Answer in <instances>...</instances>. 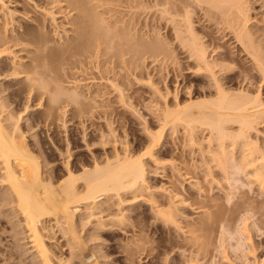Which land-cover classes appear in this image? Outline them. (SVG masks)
<instances>
[{"label":"bare ground","instance_id":"bare-ground-1","mask_svg":"<svg viewBox=\"0 0 264 264\" xmlns=\"http://www.w3.org/2000/svg\"><path fill=\"white\" fill-rule=\"evenodd\" d=\"M30 1L31 0H29V3H33ZM243 1L244 0L177 1L178 47L187 53V57L192 64L188 72L207 77L209 81L208 84L213 86H210L212 89L214 88V95H212V92L209 94L208 92L206 93V89L203 91L202 88V91L200 90L199 93L197 92L198 96L199 94L202 95L201 97L196 98V96L192 95L189 91V101L185 103H180L178 101L177 104H174V107H168V105H165V107L163 106V110L160 109L162 112H157L162 115H160V118L162 117L163 123L157 129L145 128V133L147 135L145 136L148 137L149 143L147 144L146 142L147 145L141 148L142 150L139 148L141 151L128 149L125 147L126 145H124V143V146L120 145L123 148L120 147V149H116L114 146L115 148L112 152L108 155L105 154L103 158H101L99 154L100 157L92 153L93 155L91 154V158L87 157L88 159L90 158L89 160L86 159V157L82 158V155H78L80 159L77 158L75 160L76 156L74 161H71L70 151L73 147L78 146L77 142L79 141L76 140L75 137V140L72 139L71 135V139L69 140L68 135V137H64L67 139H65L67 142L65 141L66 145L64 147L63 144L65 143H60L62 141L60 139L59 141V137L54 135V128L63 127L61 128V130H63L69 125H67L66 122L72 117V112L70 111L71 109L69 110L71 113L68 112L67 106H70L68 102L73 104L75 102V104H77L83 95L80 90L78 91L79 93H77V89L76 91H71L74 87L70 89L64 86L67 80H62V78L57 77L58 75L55 76L56 67L59 66L58 68L60 71L63 69L67 71V69L71 67H79L80 69V67L85 68L86 65L82 66L84 62H88L89 64L91 63V65L89 66L88 64L86 67L92 69L93 67L91 66H93V62L95 66L98 67V55L102 53L103 56L104 54H109L110 57H116L120 61H123L121 60V46L127 45L126 48L132 49L130 47L132 42H128L129 38L127 37L129 33L126 32L128 35H120V33L115 31L112 27L103 25L102 18L99 17L97 14L98 11L95 10L96 7H98L97 5H100L95 4L97 0L93 3L92 0H47L45 4L49 6L41 5V7H37V4H32L34 5L32 9H26L28 6H25L23 12L5 7V1L0 0V215L3 214L2 216L6 217L7 222L10 221V218L7 217L9 215L14 217V219L15 217L17 218L16 222H12L13 225L10 227L12 232L10 237H8L14 238L15 230L13 231L12 228L16 226L21 228V232H25L26 235L24 237H26L28 242V246L26 245L25 249L28 247L31 249L30 251H25H28L26 255H29V252H31L32 264H100L102 260L100 262L98 257L104 256V254L101 255V249H99L100 256L94 251L96 247H100L98 246L99 244L90 247L88 246L89 243H87V240L89 241V239L94 238L93 240L95 243H100V241H98L99 239H97L100 235L110 234L111 236V232L114 230H121V232L126 233L130 231L131 234H128L129 236L126 237L128 238L126 240H129L127 244L133 243L136 250H138L140 247L144 246V242H147L146 240L148 237L142 235L143 230H146V228L142 226L147 225L149 222L148 219H151L152 229L150 227L147 228L152 231L154 230L153 232L159 230L158 237L153 240H156L157 243L159 245L161 244L163 247L166 246L165 244L171 247L169 245L172 244L173 249L172 247L169 249L167 247L166 251L172 249L171 253L168 251L170 255L167 257L175 256L178 253L177 264H236L228 252L223 248H218L217 250L215 246L217 240L219 241L217 244H219L220 247L224 245V233L228 234L230 239L235 240V243L232 245L237 243V245L233 247L234 252L239 250L244 244H246L245 250L249 252H264V246H262L263 240L260 239L255 242L253 238L254 226L256 227L258 224V226H260L259 229H264V226L259 225L264 223V215L259 214V209H264V143L259 142V137L257 136V134L260 133L258 126L264 120V100L261 98L263 95H261L262 93L260 94L258 90L257 92L255 91V93H249L242 91L241 88L239 91L237 90V92H229V89L227 91L224 86L225 82L221 81L224 77L219 78V74L223 73L226 69L224 61L230 56L228 57V52L226 51H218L219 49L214 50L213 48L209 49L208 47L210 45L208 44V46L205 44L206 41H203L204 39L202 38L204 35L202 36L199 31H196V25H193L196 21L194 22V19H192L195 17L194 15H196V12H198L193 10L194 6H198L202 11L204 9L206 13H211L212 10L208 12L209 9L216 8L219 12H217V10H215L216 12L213 11L215 15H219L218 13H220L221 16H230L231 24L233 25L232 20L236 23L235 30H233L236 36L234 37L238 39L240 46L242 45L240 48L246 51L245 54H248L255 61L254 63L257 64H254L256 66L255 68L257 69L258 66L257 71L261 74L264 82V48L257 40V37H255L256 34L254 35V30L251 32V28H249L251 24L249 26L247 24L251 19L249 16H252L248 15L250 12H248V9L250 10L251 6L247 8V6H244L247 4H244ZM241 2L243 5H241ZM173 5L172 3L171 6L174 8L173 11H175L176 4L174 5L175 7ZM67 7L74 11L70 13ZM164 11L168 12V10L165 9ZM193 11L195 14L192 17ZM67 13L71 15L68 16ZM249 14H251V12ZM17 15L25 19L24 24L20 23L18 19L16 20V17H18ZM59 17L60 19L58 20ZM221 18L223 17H220V19ZM261 18L260 21L259 19L256 21L261 23ZM223 19L226 20V18ZM196 20L198 21V19ZM225 20H223V22H225ZM262 20H264V17ZM228 22L230 24V21ZM256 23L254 22L255 27ZM263 23L262 21V24ZM231 24L228 27L231 28ZM260 27L259 29L261 30ZM230 28L228 29L231 30V34L233 33V28ZM197 32L201 34L202 37ZM132 39L134 38L132 37ZM145 46L147 45L143 44L141 47ZM141 49L142 48H140V50ZM243 49L241 50L243 51ZM134 50L137 51V48L132 50L133 53L136 52ZM140 50H138V52ZM129 51L131 52V50ZM130 52L128 54L132 55L133 53L131 54ZM133 58L131 59L133 60ZM232 58L233 57H231V59ZM117 59L111 60L113 62V60ZM95 60H97L96 63ZM111 60H109L110 63ZM100 62L102 64V61ZM54 64L58 65L55 67L56 69H54ZM119 66L117 69H119ZM127 66L125 68H127ZM116 67H111L110 71H114ZM103 68L101 70H103ZM120 68L122 69V67ZM127 69L125 70L127 71ZM103 71L107 73L109 70L105 68ZM101 73L103 72L101 71ZM70 75L72 76V74ZM78 75L77 77L81 76ZM68 76L69 75L66 77L69 78ZM75 76H72L74 80ZM101 76L104 75L101 74ZM124 77L123 79H125ZM78 79L79 78H77V81ZM81 80L83 81L81 78L78 82L75 81L77 84H80ZM61 81L64 83H61ZM229 81L228 79L226 83ZM69 82H71L69 85H75L74 82L72 83V80ZM200 82L201 85H198L199 88L203 85L201 80ZM109 83L113 86L119 85V83H113L112 81ZM77 84L75 86H81ZM104 85L107 86L106 84ZM90 86H86L87 88L83 86L87 90H82L86 93V95L83 93L85 96L84 98H88L90 101L87 106L90 105L91 108L94 109L95 107L93 108L92 105L96 103L100 94L99 92L91 91L93 89L90 90ZM151 87L152 89H157L159 93L161 92L159 88H155V85ZM152 92L156 91L152 90ZM100 93H102V91ZM119 96H123V94L119 92ZM160 96H162V94H160ZM208 96L210 97L208 98ZM162 97H166V94ZM90 106L88 108H90ZM71 108L73 109V107ZM75 109L79 110L78 108ZM90 110L88 109L86 111ZM72 111L75 115L76 111L74 109ZM91 112L93 111L91 110ZM25 115H27V117ZM24 116L26 118L23 119ZM67 116H69L68 119ZM85 116L83 115V118ZM74 119L76 120V118ZM79 119H81V117ZM76 122L75 125L77 127L80 122L78 125ZM180 122L184 124V134L186 135L185 138H187L185 142L186 145L184 144L183 146H187V141L189 145L193 146L195 143V146H197V143L201 141L197 139L196 136V131L199 129H195L196 131L194 130L195 126L197 127V122L203 124L202 128L205 127L204 130L207 129V132L205 131L206 138L204 139L206 143L204 142L205 145L202 147L199 146L201 145L199 144L198 146L200 149L198 151L200 154L199 160L202 162L201 164L205 166H201L200 164L202 168L204 167V178L210 177L207 179L210 183L209 187L211 185L218 187V184L221 183L220 179L211 172L213 171L211 170L213 164H209L211 160L214 162V168L216 165L219 167L218 169L225 174H223L224 176L228 175L226 177L228 180L230 179L232 181L231 186L233 188H238L241 183V185L248 186V191H257L254 196H249L248 191H244V198H242L241 201L238 200V204H236L240 209H238V207H236L237 210H230L227 208L223 211L222 207L224 203L222 204V202L218 201V195H212L210 197L203 196V198H200L201 193H203L201 190L199 191V189H201L200 187L199 189L197 187L198 190L194 192L185 189L180 179L190 184L192 180H196V178H194L195 174L196 176L200 175L196 172L191 175L188 172H180L178 174V170L174 173L173 169L175 167H173L171 170L173 171L172 173L175 174V180L169 181V185L163 186V184H161V186L156 187L153 183L151 184L147 176L150 169L148 168L149 171H147V167L145 166L147 162L145 163L146 160L144 161V159L148 158L150 162L152 161L159 167L164 165V159L157 157V154L155 155V151L153 152V150L161 146L162 139H164L163 133L166 132L164 131L165 127H174V124H179ZM231 125L236 127L234 131L233 127L231 130ZM202 128L200 127L201 130ZM61 130L60 134L63 133ZM111 130L110 136L113 139L117 138L113 133V129ZM44 131L45 136L43 133ZM102 131L104 132V130ZM102 131H99V133H102ZM253 132L259 133L255 134L256 137L253 136L252 138L251 134ZM108 133L106 135H108ZM112 133L115 137L112 136ZM63 136L61 135L62 138ZM108 138L105 137L104 134L94 133V130H92L88 137L86 135L84 145H86V147L89 145L91 146L94 140H98L97 142H99L100 145L104 144L106 146ZM117 139H115V143H113L114 141L112 139L113 142H110L113 145L118 143L121 144L122 140L119 139L120 141L116 143ZM81 140L84 141V139ZM211 143L215 144L214 148H211ZM190 148L192 147L190 146ZM64 153L67 154H65L66 157H63ZM57 157H61V160L63 159V164H61V162L60 164L57 163V161H59H56ZM217 167L215 169H217ZM197 168H199V166H197ZM239 173L245 176L246 182H240V178L238 177ZM195 184L193 185L195 186ZM211 187L213 188V186ZM189 188L193 190L192 186ZM195 188L196 187H194V190H196ZM218 188L221 190V187ZM225 196L224 200L227 199L229 202L231 199L230 194L226 192ZM227 201L225 202L227 203ZM142 202L148 206L147 212H144L146 206H144L145 208L142 207L143 210H139L140 208L138 205ZM135 206L139 209H135ZM204 206L210 207L211 210L208 209L210 211H206L205 209L201 212L199 208H205ZM194 210L199 212V215H194L196 217L191 216L192 213L195 212ZM238 210L242 211L240 212ZM227 211H235L236 213L238 211L241 213L240 226L238 227V229L242 230V232L239 231L241 239L237 238V232L227 228L228 222L232 219L230 217L232 212L226 215ZM257 212L258 214H256ZM250 218L253 219L248 222ZM146 219L147 221L145 224L144 221ZM91 222L90 229L92 230L87 228L89 231L85 232L87 234L84 237L81 232L85 229L81 231L79 226ZM142 222H144V225ZM250 223H252V225H250ZM8 224L11 225L10 223ZM53 226H55L54 229H58L59 232H57L58 234L60 233L62 238L59 236L56 237L63 239L62 241L67 245V251L69 252L68 255L66 254L67 257L62 254L64 253L63 251H60V255L59 253L57 254V252L53 250L54 247L52 248V245L50 246L49 244L55 239V234L52 233L54 232ZM148 226H150V224ZM8 228L6 227V230H8ZM83 228L86 227L84 226L82 229ZM2 230L3 229H0V231ZM164 231L166 236L163 235ZM150 234H152V232ZM20 235L23 237L22 234ZM3 236L5 237V235ZM125 236H127V234ZM51 237L53 239H51ZM47 238L51 239L49 243H47ZM0 240L3 241L4 239ZM19 240L18 242H20ZM58 241L55 242L59 243ZM93 242L91 241L92 245ZM103 242L105 243V241H102V243ZM5 243H7V241ZM13 244H15V242ZM62 244L61 246L66 249V246ZM19 245H21V243H19ZM58 245H56L57 248ZM0 246H2V244H0ZM16 246L17 245H15V247ZM7 247L12 246L9 245ZM7 247L3 250H8L9 248L7 249ZM0 248H5V246ZM11 249H13V247ZM15 251L17 250L15 249ZM0 252H2V249H0ZM5 252L3 251V253ZM17 253L18 251L16 254ZM105 253L107 254L108 252ZM6 254L8 256V253ZM168 254L166 253V255ZM2 255H0V257H4V255ZM243 256L246 258V254ZM105 257L106 256L100 258L106 262V260H104ZM216 257L220 258L222 263H217L215 260ZM19 259L21 261V258ZM167 260L169 261L168 258L165 259V261ZM200 260H202V262ZM246 260L248 259L246 258ZM0 261H2V259H0ZM19 263L20 262H18V264ZM26 264H30L29 261ZM247 264H264V257L260 259L253 257L252 261H249Z\"/></svg>","mask_w":264,"mask_h":264},{"label":"rangeland","instance_id":"rangeland-1","mask_svg":"<svg viewBox=\"0 0 264 264\" xmlns=\"http://www.w3.org/2000/svg\"><path fill=\"white\" fill-rule=\"evenodd\" d=\"M4 1H5V3H4L5 7H9V9L11 8V10L15 9L16 11H20V12L24 11L23 8H25V6H28V8H26V9H32V7H34V5H32V4H37L38 5L37 7H41V5H47V4H45V3H47V0H31L30 2H33V3H29V0H4ZM169 1H170V3H169ZM177 1L178 0H129V1L128 0H97V2H95V0L94 1L92 0V3L95 2V4H100V5H97L98 7H96V9L94 8V6H93V8L98 11L97 14L99 15L100 18H102L104 26L106 25V26L112 27L115 31L120 33V35H128V34H126V32L129 33V35L127 37L129 38L128 42H132V44H130L131 45L130 47L132 49L126 48L127 45L121 46V48H122L120 51L121 52V58H122L121 60H123V61H120L116 57L112 58V57H110L109 54H104V56L106 55L105 56L106 58H105L103 56V53H102V54L98 55V61L95 60V63H96V61L98 63V67L95 66V64L93 62L92 63L93 66H91V67H93L92 69H89V67H86L89 64L88 62H84L82 65V66L86 65L85 66L86 69L84 67H80V69H79V67H76V68L71 67V68L67 69V71L64 69L63 70L61 69L62 71H60V69L58 68L59 66L57 64L56 65L54 64L55 65L54 69H56V68L58 69V70L56 69L57 71L55 70L56 75L55 74L54 75L55 76L58 75L57 77L62 78V80L66 79L68 81V83H67V81H65L66 84L63 81H61V83L63 82L64 86L67 88H70V89L74 87V89H71V91L72 90L76 91V89H77V93H79L78 91L80 90L82 92V95H83V97L81 98L82 100L80 99V101H78L77 104H75V102H74V104L71 102H68V105L73 107V109L76 111L75 115L77 116V114H78V116L76 117L74 115V112L72 111L73 109L70 106H67L68 112L70 109H71L70 111L72 112V113L69 112L72 115V117H71V115L69 114V116L71 118H69V116H67V119L69 118L68 119L69 121L66 122L67 125L69 124L68 126L66 125L68 128L66 127L67 129L65 128L63 130H61V128H63V127H60V126H59L60 128H58V127L54 128V135L59 137L58 140L60 139L62 141L60 143H62V144L65 143V144H63L64 147H65L66 142H67L66 141L67 139L64 137H68V135H69V137H68L69 140L71 139L70 138V135H71L72 139L75 140V138H76V140L79 141V142H77L78 146L73 147L72 150L70 151L71 152V158H70L71 161H74V158L76 156L77 157L75 158V160L77 158L80 159V157H78V155H80V156L82 155L83 156L82 158L86 157V159H88L87 157L91 158L92 153L96 154V155L99 154L101 156V158H103V156L105 154H107V155L110 154V152H112V150L115 147H116V149H118V148L120 149V147H122L124 145H126L125 147L128 149L129 148L131 150L133 149V151H141L142 150L141 148H143L144 146H146L149 143L148 137H146L147 135L145 133L146 129L147 128L157 129L163 123L162 117L160 118L161 114H159L157 112H160L161 111L160 109L163 110L165 105H168V107H174L175 106L174 104H177L178 101L180 103L181 102L185 103L186 101H189V91L191 92L192 95L196 96V98L201 97L202 95L199 94V96H198L197 94L200 92V90L202 88H203V91L206 89V93L208 92V94H209L212 92V95H214V92H213L214 88L212 89L211 87H213V86L208 84L209 81H208L207 77L199 75L201 78L200 79L198 75H195L192 72H188V71H190L192 64H191L189 58L187 57V53L184 52L182 49H180V47H178V13H177L178 12V6H177L178 2ZM127 2H129V3H127ZM263 2H264L263 0H244L243 1L244 4H247V5H244V6H247V8H250V6H251V9L250 10L248 9V12L250 11L251 14H249L250 13L249 12L248 15H252V16H249V17H251V19H250V21H248L249 23L247 22V24H248V26L251 24L249 26V28H251L250 29L251 32H252V30H254L253 31L254 35L255 34L257 35V36L255 35V37H257V40L261 43V45H263V48H264V36H263L264 35V32H263L264 31L263 30L264 23L262 24V21L264 22V20H262L264 17V15H263L264 14L263 13L264 12V3ZM172 3L174 5L176 4L175 5L176 7L173 5L175 7V11H173L174 8H172V6H171ZM241 5H243L242 2H241ZM47 6H49V5H47ZM252 6H253V8H252ZM67 8L69 10L71 9L69 7H67ZM194 8H196V9H194ZM224 8H226V7H224ZM164 9L168 10V12L166 11L167 12L166 13L164 11ZM200 9L201 8H199L198 6L193 7V10H195V12L198 11V12H196V15H194L195 14L194 11L192 13V17H193V15L195 16L192 19H194V22L196 21V23L195 24L193 23V25H196L195 26V28L197 29L196 31H199L202 34V36L204 35L205 37L204 36L202 37L201 34H199L198 32L197 33L204 39V40L202 39L203 41H206L205 44L210 45V46L208 45L209 49L213 48L214 50L219 49L218 51H226V52H228V57L230 56L228 59H226L224 61V64L226 65V69L224 70L223 73L219 74L220 75L219 78L224 77V78H222L221 81L225 82L224 86L227 89V91L229 89V92H237V90L239 91L241 88L242 91L249 92V93H255V91L257 92V90H258V91H260V94L262 93L261 95H263V96H261V98L264 100V82L262 80L261 74L259 73V71H257L258 66H257V69L255 68L256 67L255 65H257V64L254 63L255 61L248 54H245L246 51L243 48H240V47H242V45L240 46V43H238L239 42L238 39L235 38L236 37L235 33H234L235 31H233V30H235V27H236L235 21L232 20V23H233V25H232L231 20H230V16H228V15H222L221 16V14L218 13L220 15V17L226 18V20L228 18L227 21L223 18L220 19L219 15H215V13H214V12H216L215 10H217L216 8L209 9L208 12H210L212 10L211 13H206L204 11V9H203V11H202V9L200 11ZM72 11H74V10H70L69 12L71 13ZM217 12H219V11L217 10ZM67 15L70 16L71 14L67 13ZM214 15H215V17H214ZM17 16L18 17H16V20L18 19L20 21V23L24 24L25 19L21 18L19 15H17ZM261 16H262V18H261ZM173 18H175V19H173ZM260 18H261V23L259 22ZM59 19H60V17L58 18V20ZM196 19H198V21ZM222 19L225 20V22H223ZM257 19H259L258 22L256 21ZM228 21H230L231 28H233L232 29L233 33H231V34H230L231 30L228 29V28H230V27H228L230 25ZM226 22H228V23H226ZM254 22L255 23L257 22L256 27L259 23L257 28L255 27ZM234 24H235V26H234ZM252 24H254V25H252ZM260 24H261V27H260ZM259 27L261 28V30L259 29ZM256 29H257V31H256ZM255 31H256V33H255ZM232 34H234V35H232ZM130 35H131V37H130ZM232 36L233 37L235 36V37L233 38ZM132 37L134 39H132ZM259 37H260V39H259ZM136 43L138 46L136 45ZM139 44H140V46H139ZM143 44L147 45V46L141 47ZM123 47L126 48L128 51L131 50V52L129 51L131 54L133 53L132 50L134 48L135 49L137 48V51L134 50L136 52H134L132 55H130V54H128L129 52L126 49H124ZM139 47L142 49L140 50ZM241 49H243L244 52ZM138 50H140V51L138 52ZM135 53H136V55H135ZM86 54H87V52H86ZM133 56H134V58H133ZM127 57H128V60H127ZM130 57L133 58V60ZM231 57H233L232 58L233 60L231 59ZM111 59H117V60H113V62H112ZM109 60H111L112 64L110 63ZM100 61H102V64ZM107 61H108V63H107ZM124 61H125V63H124ZM99 62H100V66H102V67L99 66ZM121 62H123V63H121ZM114 63H115V66H114ZM116 63H118V64H116ZM126 63L128 66L126 65ZM103 64H104V66H103ZM90 65H91V63L89 64V66ZM117 65L118 66L120 65L119 69H117V67H118ZM56 66H58V67H56ZM126 66L128 69L125 68ZM94 67H97L98 69L94 68ZM111 67H116V69L114 68V71H110ZM120 67H122V69L124 68L123 71ZM72 68H73V70H72ZM102 68H103V70H105V68H107L109 71L106 73L103 70H101ZM99 69L103 73H101V71ZM125 69H127V71ZM76 70L80 71V72L78 71L79 75L77 73L78 76L81 75L80 77H77V75H76L77 71ZM64 71H66V72H64ZM73 71L74 72L76 71L75 74ZM81 72H83V73H81ZM88 72H90V73H88ZM62 74H63V76H62ZM66 74L69 75L68 76L69 78L66 77L67 76ZM70 74H72V76L76 75L75 76L76 81H77V78H79L78 81L80 80V78L83 79V81L81 80L80 81L81 83L79 82L80 84H77L76 81L74 80V77H72ZM101 74H103L104 76L105 75L106 76L108 75V76L104 77V76H101ZM121 74H122V76H121ZM123 77L125 79H123ZM203 79H205V80H203ZM228 79L230 81L228 83H226V81H228ZM70 80H72V83L74 82L75 85L77 84V85H81V86L77 87L73 84L69 85L71 83V82H69ZM200 80L202 81V83L204 85V86L202 85L201 88H199V86L201 85ZM110 81H112L113 83H119V85L113 86L109 83ZM87 83H88V85H87ZM96 83H99L100 85L96 84ZM104 84H106L107 86H105ZM205 84H206L207 88H206ZM90 85H92L93 87ZM95 85H97L98 87ZM154 85H155V88L160 89V91H161L160 93L158 92L157 89L156 90L154 88L152 89L151 86H154ZM68 86H70V87H68ZM83 86L84 87L90 86V90L93 89L91 91H96V92H99V94H100L99 95L100 99L97 98L98 102L96 101L97 104L95 103L96 106H95V104H93L94 106L92 105V107L93 108L95 107V108L92 109L91 106L89 105L93 112H91L90 108H88L89 106H87V104H89L90 101L88 100V98L87 99L84 98L85 97L84 94L86 95L85 91L87 90L86 89L87 87L84 88ZM75 87H77V88H75ZM94 87H96V88H94ZM82 89H85V91ZM67 90L70 91L69 89H67ZM152 90L156 91L157 93L152 92ZM101 91H102V93H100ZM103 91H105V92H103ZM118 91L120 93H122L123 96H119ZM160 94H162V96H165V94H166V97L163 98L162 96H160ZM158 96H160V97H158ZM206 96H207V94H206ZM209 97L210 96H208V98ZM87 101H89V102H87ZM92 102H91V104H92ZM69 103H71V104H69ZM18 108L21 109L20 107H18ZM75 108H78L79 110H77ZM88 109L90 111H86ZM87 112H89V113H87ZM83 115L84 116L86 115L85 116L86 119H85V117L83 118ZM25 116L27 117V115H25ZM25 116L23 117V119L26 118ZM80 117H81V119H79ZM74 118H76V120ZM71 119H73V120H71ZM84 120H86V121H84ZM81 121H83V122H81ZM75 122L77 125L79 124V122H80V124L76 127ZM81 123H82V125H81ZM198 124H199V126H198ZM183 125L184 124L180 122L179 124L178 123L174 124V127H172V126L165 127L164 131H166V132L163 133L164 139H162L161 146H158L157 149L153 150V152L155 151L154 154L155 155L157 154V157H159L160 159H164L163 162H165V163H164V165H162L163 167L162 166H160V167L156 166L152 161L150 162V160L148 158L144 159V161L146 160L145 163L147 162V164L145 165L147 167V171H149V169H150V172H148V175H147L149 181L151 182V184L153 183V185L156 187L161 186V184H163V186H167L170 184L169 181L175 180V174L174 173L177 170H178V174L180 172L181 173L182 172L183 173L188 172L190 175L195 174V172L197 174L199 173L200 175H198V176H196V174H195L194 178H196V180H192V182H195V183L197 182L196 184L192 183V182H191L192 184L191 183L188 184L187 182L185 183L180 179V182L183 183L182 186H185V189H187L189 191H193V192L197 191L200 187L201 189H199V191L201 190L203 192V193H201L200 198H203V196L210 197L212 195H218V197H219L218 201L222 202V204L224 203V206L222 207L223 211H225L227 208L230 210H235L236 207H238V206H236V204H238L237 203L238 200L241 201L242 198H244V191H248V186L241 185V183H240L238 188H233L231 186L232 181L230 179L228 180L226 177L228 175L224 176L225 174L222 171H220V169H218L219 167H217L216 165H215V168L217 167L218 170L215 169L214 168V162L210 160L209 164H211V165L213 164L211 167V170H213V171H211V172L214 173V175H216V177L218 179H220L221 185L218 184V187H221L220 188L221 190H219V188L215 185H211V186H213V188L211 186L209 187L210 183L207 181V179H209L210 177H207L206 179L204 178L203 169L205 166H204V164H201L202 162L199 160L200 154L198 151L200 149L199 146L202 147L206 143V141L204 139L206 138L205 131L207 132V129L204 130L205 127L202 128L203 124H200L197 122V127L195 126V128H194V125H193V128H194V130L199 129L198 131H196V130L195 131H196L197 139L201 140V141H199V143H197V146L199 144H201V145H199L198 147L195 146L196 143L194 144V146L189 145V142L187 141V146H183L184 144L186 145L185 142L187 140V138H185L186 137V135L184 134L185 128ZM200 127L202 128V130L200 129ZM232 127H233V131H234V128H236V127L231 125V130H232ZM109 128H110V130H109ZM167 128H168V130H167ZM55 129L59 133H57ZM111 129H113V131H114L113 133L118 138V139L115 138V139H117L116 143H117V141L122 140L121 144L118 143V144L113 145L111 143L113 141H114L113 143H115V139H113L110 136L111 135L110 131L112 132ZM258 129H259L260 133L257 132V133H259V134H257V133L253 132L251 134V137L252 138H253V136L256 137L255 134H257V136L259 137L258 138L259 142L264 143V138H263L264 136H262V135H264V120L260 123V125L258 126ZM60 130L64 134H66L68 132L66 134L67 136L64 135L63 133L60 134ZM64 130H65V132L67 130H69V131H67L65 133ZM92 130H94V133L104 134V136L107 138L109 136L108 142H110V141L111 142L110 143L107 142V145L105 146L104 144L100 145V143L97 142L98 140L97 141L94 140L93 145L91 144V146L89 145L88 147H86V145H84V142L87 138L85 139V137H86V135L88 137L89 133H91ZM102 130H104V132ZM95 131H97V132H95ZM99 131L100 132L102 131V133H99ZM105 131L107 133L109 132L108 135H106L107 133ZM43 133L45 136V131ZM113 133H112V136L114 135ZM56 134H58V135H56ZM59 134H60V136H59ZM61 135L62 136L64 135L63 136L64 139L61 137ZM83 136H84V138H83ZM115 136H113V137H115ZM81 139H84V141ZM146 142H147V144H146ZM120 145H122V146H120ZM210 145H211V148L215 147V144H213V143H211ZM190 146L192 148H190ZM134 149H136V150H134ZM137 149H139V150H137ZM104 151H106L107 153ZM101 153H102V155H101ZM65 154L66 153L63 154V157H66ZM58 158L59 157L56 158V161L59 160V161H57V163L60 164V162H61V164H63V159L61 160V157L59 159ZM200 164H201V166H204V167L202 168L200 166ZM197 166H199V168H197ZM173 167H175V168L173 169ZM171 169H173L174 173H172L173 171ZM149 174H152V175H149ZM207 176H209V175H207ZM238 177L240 178V182H246V178L242 173H239ZM176 179H177V177H176ZM198 181H199V183H198ZM193 184H195V186ZM191 186L193 187V190H191L192 188H189ZM194 187H196L195 188L196 190H194ZM197 187H198V189H197ZM209 188H211V189H209ZM226 192L229 193L231 196V199L229 202L227 201V199L224 200V196H225ZM256 192L257 191H248V195L254 196L256 194ZM225 198H226V196H225ZM225 201H227V203ZM225 203H226V206H225ZM138 206L140 209L137 208V206H135L134 208L139 209V210H143L142 207L146 206V208L144 207L145 208L144 212H147L146 210H148V208H147L148 206L145 203L142 202ZM204 207L205 208L201 207L202 209L199 208L201 212H202V210L204 211L206 209V211H207L208 209H210V207H208V206H204ZM231 208H233V209H231ZM238 209H240V207H238ZM210 210H208V211H210ZM238 211L241 212L242 210H238ZM238 211H237V213L235 211H227L226 215L231 214V212H232V215L230 216L232 219H230V222H228L229 224L227 225V228L232 229L233 231L237 232V234H236L237 238L241 239V234L239 233V231L242 232V230L238 229V227L240 226L241 213ZM259 211H260L259 214L264 215V209H261V210L259 209ZM196 212L197 211L193 212L191 216L196 217L197 214L199 215V212H197V213ZM256 214H258V212ZM2 215H0V225H3V226H0V229H3V230L0 231V237H2L0 239H4V240L3 241L0 240V244H2V246H0V247L5 246V248H0V249H2V252H0V253H2L4 255V257H0V259H2V261H0V264H3V263H5V264L14 263L15 264V262H16V264H18V262H20L19 264H22V263L26 264V263H28V261L30 264H32L31 252H29L31 255L30 254L26 255V254H28V251H30L31 249L29 247L27 249H25L26 245L28 246L27 239H26V237H24L26 235L25 232H21V230H20L21 228L18 226H16L18 229L16 227H13L12 230L13 231L15 230L14 238H9L11 235V232H12L10 227L13 225L14 222H16L17 218L15 217V219H14V217L9 215L7 217L10 218V221L7 222L6 217H4ZM194 215H196V216H194ZM5 219H6V221H5ZM252 219L253 218H250L248 220V222L252 221ZM2 220L4 221L5 225H4ZM150 220L151 219H148V221L150 222V223L148 222L150 224V226H148L149 225L148 223H147V225H144V222L146 224L147 219L144 222H142V224L144 225L142 227L146 228L147 231L149 230V228H147V227H150L152 229V225H151ZM8 223H10L11 225H9ZM93 223H94V221H93ZM90 224H92V222L86 223L85 225H82V226H79V229L81 231H83L85 229L83 231L84 233L81 232L84 235V237L87 234L85 232L92 230V229H90V227H91ZM8 225H9V228H8ZM250 225H252V223H250ZM259 225L264 226V223L263 224L261 223ZM84 226L86 228L82 229V227H84ZM6 227L8 228V230H6ZM54 227L55 226H53V229H54ZM259 227L260 226H258V224L256 227L254 226L253 238H254L255 242L262 239L263 240L262 246H264V229L263 228L259 229ZM56 229L57 228H55L53 230L54 232H52L55 235L49 233V234L55 236L54 241L52 240L53 242H50V240L54 238V236H53V238L51 237V239L47 238V243L50 242L49 243L50 246L52 245V248L54 247L53 250H55L57 252V254L59 253V255H60V253L63 251L64 253H62V254L64 256L66 254L68 255L69 252L67 251L68 250L67 245H65V242L62 241L63 239H60L62 237L60 236V233L58 234V232H59L58 229L57 230ZM151 229L148 232L145 229L143 230L142 235L143 236L145 235L146 237H148L149 241L147 238V240H146L147 242H144V246L140 247L138 250H136L133 243L127 244V242L129 240L127 241L126 239H128V238H126V237L129 236L128 234H131L130 231H128L126 233V232H121V230H119V231L114 230L111 232V234H112L111 236H110V234L100 235V237L97 238V239H99L98 241H100V243H95V241L93 240L94 238L89 239V241L87 240V243H89L88 246H90V247L95 246V244H96V246L99 244L98 246H100V247L99 248L96 247L94 249V251L99 256H100V254H99L100 252H101V255L104 254V256H106L104 259V260H106V262L103 261V259H102L104 257L103 255L100 256L102 258L97 256L99 258L100 262L102 260L101 263H104V264H106V263L107 264H177L178 263L177 262L178 253L175 255L176 257L172 256L174 259L171 256L167 257L170 255L171 250L173 249V247H172L173 245L172 244L169 245L172 247V249L168 250L170 252L168 254V251H166L168 244H165L166 246L163 247V246H161V244L159 245L156 240H153V239H156L158 237V234H159L158 231L159 230H157V232H153L154 230L152 231ZM4 230H6V231H4ZM18 231H20V232H18ZM150 231L152 232V234H150L151 233ZM3 232H5V233H3ZM17 233L22 234L23 237H21V235L17 234ZM126 234H127V236H125ZM3 235H5V237ZM113 235L114 236L116 235L117 238H116V236L114 237ZM163 235L166 236L165 231H164ZM56 236L57 237L59 236L60 238H57ZM16 237H17V239H16ZM150 237H152V238H150ZM5 238H7V239H5ZM23 238L25 239V241ZM100 238H101V240H100ZM48 239H49V241H48ZM56 239H58L59 241ZM223 239H224V242H223L224 245H222V247H220L219 244H217V243H219V241L218 240L216 241L215 246H216L217 250H218V248H223L226 252L229 253L230 257L233 258V261L236 264H247V263H249V261H252L253 257L259 258V259L264 257L263 251H255L254 253H252V252L245 250L246 244H244L241 248H239V250L234 252L233 247H235L237 245V243L235 245H232V244L235 243V240L230 239V237L226 233H224ZM15 240H17V241H15ZM18 240L20 242H18ZM95 240H96V238H95ZM6 241H7V243H5ZM21 241H24V242H21ZM55 241H58L59 243H57ZM91 241L92 242L94 241L93 245H92ZM102 241H105V243L104 242L102 243ZM150 241H152V242H150ZM14 242H15V244H13ZM62 242H63V244H62ZM19 243H21V245H19ZM25 243H27V244H25ZM6 244H9L10 246H12L13 249H11L12 247H7L9 245H6ZM53 244H54V246H53ZM61 244L66 246V249H65V247L61 246ZM100 244H102V245H100ZM15 245H17L18 247L17 246L15 247ZM56 245H58V248ZM162 245H164V244H162ZM212 245H213V243H212ZM19 246H21V247H19ZM101 246H102V248H101ZM6 247H7V249L8 248L9 249L3 250V249H6ZM59 247H62V248H59ZM171 247H168V249ZM20 248H24V249H20ZM15 249L18 251V253H17L18 255L16 254L17 251H15ZM96 249H98V250H96ZM99 249H101L100 252H99ZM9 250H12L14 252L9 251ZM25 250H28V251L26 252ZM104 250H106V251H104ZM3 251L4 252L6 251V252L3 253ZM21 251H22V253H25V252L26 253L22 254ZM103 251H104V253H103ZM105 252H108L109 254L108 253L106 254ZM6 253H8V256ZM13 253H15V254H13ZM166 253L168 255H166ZM2 254H0V255H2ZM244 254H246V258L248 260H246V258H244V256H243ZM16 255H17V258H16ZM67 255H66V257H67ZM23 256H25V257L28 256V257L25 258ZM64 256H63V258H64ZM166 257L169 259V261L168 260L165 261V259H167ZM19 258H21V261ZM22 258L26 259V260H23ZM110 260H111V262H110ZM170 260H172L173 262ZM202 260H200V261L202 262ZM215 260L217 263H222L221 259L218 257H216Z\"/></svg>","mask_w":264,"mask_h":264}]
</instances>
